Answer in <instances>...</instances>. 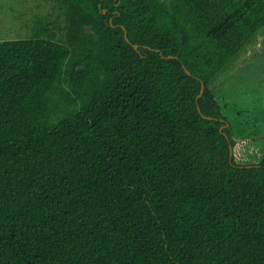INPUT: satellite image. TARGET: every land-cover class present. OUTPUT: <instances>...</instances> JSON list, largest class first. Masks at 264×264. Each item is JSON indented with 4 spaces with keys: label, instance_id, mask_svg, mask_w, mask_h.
<instances>
[{
    "label": "trees",
    "instance_id": "16d2710c",
    "mask_svg": "<svg viewBox=\"0 0 264 264\" xmlns=\"http://www.w3.org/2000/svg\"><path fill=\"white\" fill-rule=\"evenodd\" d=\"M54 10L0 40V264H264V154L210 87L264 0Z\"/></svg>",
    "mask_w": 264,
    "mask_h": 264
},
{
    "label": "rangeland",
    "instance_id": "374dc122",
    "mask_svg": "<svg viewBox=\"0 0 264 264\" xmlns=\"http://www.w3.org/2000/svg\"><path fill=\"white\" fill-rule=\"evenodd\" d=\"M54 6L55 0H0V40L28 37L36 17L55 18ZM233 58L210 87L236 128L256 131L233 147L236 163L254 164L264 154V26Z\"/></svg>",
    "mask_w": 264,
    "mask_h": 264
},
{
    "label": "water",
    "instance_id": "95a60500",
    "mask_svg": "<svg viewBox=\"0 0 264 264\" xmlns=\"http://www.w3.org/2000/svg\"><path fill=\"white\" fill-rule=\"evenodd\" d=\"M125 39L128 40V37H127L126 32H125ZM133 47H134V48H137L138 46L135 45V44H133ZM169 57H171V56H169ZM186 72H187L188 74H190L189 71L186 70ZM203 91H204V84H201L200 92H199V95L197 96V98L200 97V96L203 94ZM230 154H231V156L233 155V148L231 149Z\"/></svg>",
    "mask_w": 264,
    "mask_h": 264
}]
</instances>
